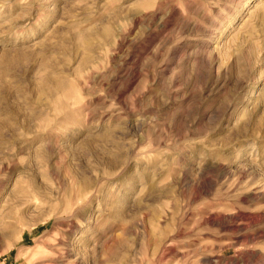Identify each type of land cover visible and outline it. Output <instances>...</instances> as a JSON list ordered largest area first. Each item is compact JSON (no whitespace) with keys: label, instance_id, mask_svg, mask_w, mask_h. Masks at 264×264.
<instances>
[{"label":"rangeland","instance_id":"1","mask_svg":"<svg viewBox=\"0 0 264 264\" xmlns=\"http://www.w3.org/2000/svg\"><path fill=\"white\" fill-rule=\"evenodd\" d=\"M0 264H264V0H0Z\"/></svg>","mask_w":264,"mask_h":264},{"label":"bare ground","instance_id":"2","mask_svg":"<svg viewBox=\"0 0 264 264\" xmlns=\"http://www.w3.org/2000/svg\"><path fill=\"white\" fill-rule=\"evenodd\" d=\"M13 243H14V242H13ZM13 243H12V244H13ZM16 243H17V242H16ZM14 244H15V243H14Z\"/></svg>","mask_w":264,"mask_h":264}]
</instances>
